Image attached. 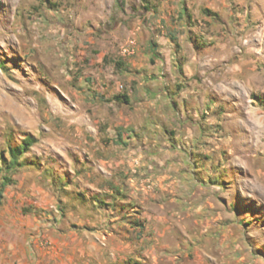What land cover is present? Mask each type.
<instances>
[{"label":"rangeland","instance_id":"374dc122","mask_svg":"<svg viewBox=\"0 0 264 264\" xmlns=\"http://www.w3.org/2000/svg\"><path fill=\"white\" fill-rule=\"evenodd\" d=\"M27 135L0 233L70 264H264V0H0V153Z\"/></svg>","mask_w":264,"mask_h":264},{"label":"crops","instance_id":"0c3cea01","mask_svg":"<svg viewBox=\"0 0 264 264\" xmlns=\"http://www.w3.org/2000/svg\"><path fill=\"white\" fill-rule=\"evenodd\" d=\"M30 225L22 226L16 234L0 233V264H70L71 256L62 247H40L41 238ZM46 236V235H45ZM50 240L53 238L47 235ZM17 242H13V240ZM53 241V239H52Z\"/></svg>","mask_w":264,"mask_h":264},{"label":"trees","instance_id":"16d2710c","mask_svg":"<svg viewBox=\"0 0 264 264\" xmlns=\"http://www.w3.org/2000/svg\"><path fill=\"white\" fill-rule=\"evenodd\" d=\"M119 100V96L115 97ZM124 100H127L125 97ZM36 142V138L32 135L25 136L20 143L14 146L8 147V158L5 157L4 153H0V161L5 164L6 169L11 170L16 166L20 165V158L30 149V147ZM12 179L7 177V175L3 176V179L0 183V196L2 195L3 188L10 184Z\"/></svg>","mask_w":264,"mask_h":264}]
</instances>
